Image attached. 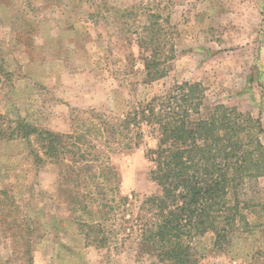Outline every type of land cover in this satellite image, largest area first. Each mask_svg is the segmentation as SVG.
I'll list each match as a JSON object with an SVG mask.
<instances>
[{"label":"rangeland","instance_id":"374dc122","mask_svg":"<svg viewBox=\"0 0 264 264\" xmlns=\"http://www.w3.org/2000/svg\"><path fill=\"white\" fill-rule=\"evenodd\" d=\"M146 60L165 74L147 80ZM184 82L201 84L206 108L222 104L258 121L264 145V0H0V123L19 116L71 134L80 148L64 163L36 165L33 136L0 138V264H167L134 238L141 194L159 189L146 157L157 135L143 126L131 148L102 123ZM82 152L91 160L78 159ZM238 190L248 226L224 249L212 232L196 236L197 263L264 264V177ZM93 222L103 233L83 225ZM79 224L107 241L86 244Z\"/></svg>","mask_w":264,"mask_h":264},{"label":"trees","instance_id":"16d2710c","mask_svg":"<svg viewBox=\"0 0 264 264\" xmlns=\"http://www.w3.org/2000/svg\"><path fill=\"white\" fill-rule=\"evenodd\" d=\"M161 65L146 60V79L163 76L166 69ZM204 99L200 83L184 82L169 94L152 97L133 107L114 124L102 123L111 140L115 141L114 134H120L128 139L131 145L127 147L131 148L141 144L143 126L150 127L149 133L157 135L156 145L148 148L146 157L153 165L150 178L159 189L156 193L141 194L137 207L141 215L135 222L140 221L138 225L143 228L133 236L141 249L160 263L199 264L192 257L191 244L196 236L207 232L214 235L213 245L224 249L240 224L248 226L245 210L250 205L240 200V185L247 178L264 177L259 122L222 104L206 108ZM31 136L39 145L30 150L36 165L45 161L43 157L64 163L66 154L73 151L71 148L80 149L71 134L38 128L19 116L12 126L4 127L0 123L2 139H24L30 143ZM78 157L91 160L85 158L84 152ZM115 167L111 164L106 169L117 174ZM121 199L124 203L132 200L128 196ZM145 214L150 215L148 221H143ZM124 220L129 222L131 218ZM83 225L94 233L99 227L103 233L101 222ZM79 226L82 228V224ZM88 229L81 230L86 244L107 241L104 234L92 236L94 240H91ZM13 236L16 238V232Z\"/></svg>","mask_w":264,"mask_h":264}]
</instances>
